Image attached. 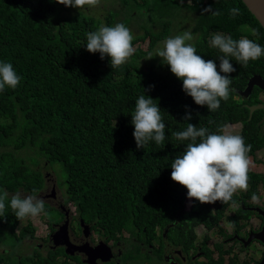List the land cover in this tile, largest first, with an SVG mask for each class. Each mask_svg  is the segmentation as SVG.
I'll list each match as a JSON object with an SVG mask.
<instances>
[{
    "label": "trees",
    "instance_id": "16d2710c",
    "mask_svg": "<svg viewBox=\"0 0 264 264\" xmlns=\"http://www.w3.org/2000/svg\"><path fill=\"white\" fill-rule=\"evenodd\" d=\"M111 2L114 8L101 18L86 14L87 5L76 9L54 0H0V63H11L21 77L15 89L6 87L0 92V190L38 196L51 178L49 174L44 177L41 170L61 171L60 184L51 180L65 190V205L76 206L81 220L94 224L104 235L115 233L122 239L126 232L129 239H123L127 242L132 237L145 241L150 234L153 237L156 227L174 223L182 235L200 224L220 227L231 201L200 204L192 200L190 210L184 211L187 189L170 179V165L187 142L177 141L172 132L192 124L212 134L225 125L241 123L240 135L251 145L248 155L254 166L255 154L264 148V136L256 125L259 114L249 120L244 105L260 104L256 101L261 92L255 89L247 102L234 97L245 91L253 77L264 80V55L249 61L247 67L232 60L236 71L230 74L229 98L216 111L196 105L182 90V81L162 61L143 66L141 59L169 38L182 10L196 15V54L216 60L218 70L222 54L211 46L214 33L234 40L246 37L264 47V30L242 0ZM234 7L239 15L231 18L229 10ZM140 19L143 25L138 23ZM117 23L130 29L133 47L145 39L150 43L145 51L136 47L126 64L111 69L109 57L101 60L99 53H88L85 44L87 33ZM132 28L143 34L135 36ZM150 86L144 94L157 101L162 111L166 139L164 146L150 141L138 149L131 115L136 100ZM186 114L192 118L185 121ZM23 150L25 155L17 157ZM248 178L242 201L263 180L250 170ZM232 199L238 203L239 194ZM8 204L6 200L5 216H0V264L81 263L64 249H48L44 255L36 246L32 254L18 255L23 240L35 239L36 230L29 221L18 229L28 217L17 220ZM52 213L57 217L49 216L50 222L62 219L57 209L45 203L41 214Z\"/></svg>",
    "mask_w": 264,
    "mask_h": 264
},
{
    "label": "clouds",
    "instance_id": "9594fccd",
    "mask_svg": "<svg viewBox=\"0 0 264 264\" xmlns=\"http://www.w3.org/2000/svg\"><path fill=\"white\" fill-rule=\"evenodd\" d=\"M54 2L65 7L83 9L86 5L97 6L100 0H54ZM206 11H211V8ZM229 15L235 18L239 15V9L235 7L230 9ZM86 39L85 50L90 54L99 53L101 60L105 56L109 57L111 69H118L126 64L135 51L132 45L133 34L123 23L101 26L98 30L87 33ZM193 39L190 31L166 38L161 42L163 47L155 50L154 57L161 58L170 72L182 81V90L196 105L206 106L209 111H216L220 107V102L229 98L230 74L236 71L232 60L237 61L242 67H247L249 61H256L264 55V47L246 37L234 40L230 35L214 33L210 41L211 46L222 54L218 57V70L216 60H205L196 54L195 46L189 43ZM151 58L152 54L148 59ZM20 80L21 77L11 63H0V92L6 87L15 89ZM150 90L151 86L143 90V94L135 102L131 115V124L134 127L132 135L138 149L144 148L150 141L164 146L166 139L162 111L157 106V101L144 94ZM191 118L190 114L183 117L185 121ZM172 136L177 141L187 142L183 153L177 155L170 165L172 169L170 179L187 189L186 201L189 199L191 205L192 200L200 204H214L217 201L227 204L231 201L233 207L238 206L232 197L235 193L248 189V172L251 165L248 153L251 151V145H246L241 135L231 133L227 125L218 129V133L209 134L204 127L197 128L195 125L187 124L186 130L174 131ZM252 199L256 200L257 197L253 195ZM6 200L9 201L8 207L17 220L37 217L45 212V201L37 195H22L19 192L10 195L7 191L0 190L2 217L5 216ZM230 226L234 227V224Z\"/></svg>",
    "mask_w": 264,
    "mask_h": 264
},
{
    "label": "flooded vegetation",
    "instance_id": "af4514ba",
    "mask_svg": "<svg viewBox=\"0 0 264 264\" xmlns=\"http://www.w3.org/2000/svg\"><path fill=\"white\" fill-rule=\"evenodd\" d=\"M241 93L243 91L239 92L234 100L247 102L253 94L248 99H244L240 96ZM257 102L260 104L253 106L245 104L244 106L249 110V120L254 118L255 113L259 114L256 125L260 128L261 135L264 136V108H257L253 113L250 109L251 107L264 106V92L259 94ZM236 124L241 125V123ZM241 126L243 128V124ZM258 152L264 154V148ZM258 152L255 154V161L258 163L257 167H263L264 160H258ZM255 171L253 173L259 174L263 178L258 182L257 190L252 195H247L244 201H242V195H244L242 193L247 194V191L235 193L239 194L240 198L238 206L231 205L226 208L223 216L224 221L220 227L207 228L200 224L201 226L192 227L191 231L182 235L181 230L175 229L176 224L174 223L163 228L156 227L153 230V237L150 234V237L146 236L149 238L145 241L132 237L129 242L123 239H129L126 232L124 233L125 237L122 233V239L115 233L104 235L94 228V224L86 222L85 224L89 225L91 230L89 236L85 238L81 225L82 220L76 206L73 204L66 206L64 200L58 202L60 190L48 177L46 183L52 184L51 193L49 195L41 193L38 196L41 195V198L44 196L45 203L54 204V208L62 214L60 221L52 223L48 243L56 229L69 221V236L72 243L78 246L85 243L97 246L99 242L103 241L111 246V261L103 263L98 260L97 264H264V241L255 238L264 227V215L258 211H264V172H257V169ZM53 190L56 193L54 200L48 198ZM253 195L257 197L256 200L252 199ZM240 210L247 211L249 214L242 215L239 213ZM232 224L234 227L230 226ZM251 237L253 240H250ZM75 258L81 261V263L75 261V264H87L85 263L86 255L77 254Z\"/></svg>",
    "mask_w": 264,
    "mask_h": 264
},
{
    "label": "rangeland",
    "instance_id": "374dc122",
    "mask_svg": "<svg viewBox=\"0 0 264 264\" xmlns=\"http://www.w3.org/2000/svg\"><path fill=\"white\" fill-rule=\"evenodd\" d=\"M111 3H112L111 0L108 1V2L107 1L105 2L104 0H100L99 4L97 6H95V7L88 6V8H86L84 10V12L86 14H88V15L93 16V17L98 16V17L102 18V17L106 16L105 14L109 10L114 8V7L111 6ZM140 16L145 17V15H143V13ZM195 16L196 15L194 13H192V12H189V11H186V10H182L180 19H179L178 24H177V27L175 28L174 31L170 32L168 37H173V36H175L177 34L182 33L183 31H190L193 34L194 39L192 41H190L189 43L194 44V41L196 40V35L193 33V27H194L193 20L195 19ZM140 20H142V19H140ZM145 22L146 23H152L150 21H145ZM138 23L140 25L144 24L143 20L138 22ZM132 29L134 31L135 36L143 34L142 30H137V29L134 30V28H132ZM149 43H150L149 39H145L144 42L136 44L134 49L136 47H139L141 50L145 51L146 49H148ZM158 47H163L161 42L159 44H157V46L153 49V51L150 52V54L153 55V58L148 59L149 55H150L149 54L148 56H145V57H143L141 59V64L143 66H148V64L149 63L151 64V62L162 61L161 58L154 57L155 56V50ZM241 125L240 124H228L227 126H228V130L231 133L240 135L241 131H242V126ZM18 155L23 157L25 155L24 150H23V152L22 151L17 152L16 156L18 157ZM257 158H258L259 161L264 160V154L259 153L257 155ZM257 164L258 163L256 161L254 162L255 166H253V164L251 163L249 170L252 171V172L253 171L256 172L255 170L257 169V172H260V173L264 172V166L263 167H261V166L257 167ZM41 172H42L44 177H46L45 175L49 174V175H51V178H52V180H54V182H56V183L58 182V184L61 183V180H62L61 171H58L56 173V172H53L52 170H44V171L41 170ZM51 188H52V186L47 185L45 190L42 192V194L43 195H49L51 193ZM58 190H60V193H58V198H60V200H58V202H60L61 200H66L65 199V190L61 189L60 187H58ZM22 195H25V194H22ZM40 196H38V197L41 198ZM43 197L41 199H43ZM50 205L53 208L55 207L54 204H50ZM190 206H191V202L188 199L186 201V203L184 204V210L188 211L190 209ZM49 216H53L52 219H54V218L57 217V214L56 213H52L51 215L49 214L48 216H46L44 214H40L37 217H28L27 219L23 220L20 223L18 229L23 227V226H25L26 223L29 221L30 223H32L34 225L36 232H35V239H24L23 240L22 245L17 250V254L18 255L26 256V255L32 254L34 252L36 246H41L40 252L43 253L44 255L47 254V251H48V249H50V246H51V244L48 243V236H49V234H50V232L52 230V227H51L52 224L51 223H53V222L49 221V218H50ZM123 235L125 237L124 233H123ZM0 252H2V250H0Z\"/></svg>",
    "mask_w": 264,
    "mask_h": 264
},
{
    "label": "water",
    "instance_id": "95a60500",
    "mask_svg": "<svg viewBox=\"0 0 264 264\" xmlns=\"http://www.w3.org/2000/svg\"><path fill=\"white\" fill-rule=\"evenodd\" d=\"M245 6L249 9L251 14L258 20L262 29L264 30V0H242ZM257 88L259 91L264 92V80L259 76L252 78L248 84L247 89L240 94V96L244 99H247L253 93V90ZM257 108H264V106H256L251 107V113L254 112ZM49 199H56V193L53 190ZM261 215H264V211L258 210ZM81 225L83 227V234L85 238L89 236L90 226L86 225L82 220ZM69 221H66L63 225L58 227L56 231L50 237L51 249H64L65 253L69 257H75L77 254L86 255L87 260L85 263L87 264H97V261L100 260L103 263H107L111 261L112 251L109 245L105 242L99 243L96 248H92L90 244L85 243L82 246H78L71 242L69 236ZM256 239L264 241V227L263 230L255 236ZM250 240H253L252 237ZM250 242V241H249ZM41 249V246H40ZM264 263V261H263Z\"/></svg>",
    "mask_w": 264,
    "mask_h": 264
}]
</instances>
